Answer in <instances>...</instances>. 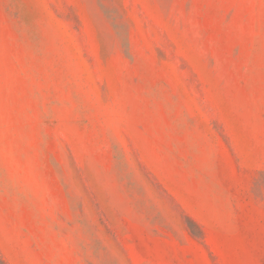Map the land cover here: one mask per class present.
<instances>
[{
  "label": "rangeland",
  "instance_id": "rangeland-1",
  "mask_svg": "<svg viewBox=\"0 0 264 264\" xmlns=\"http://www.w3.org/2000/svg\"><path fill=\"white\" fill-rule=\"evenodd\" d=\"M0 264H264V0H0Z\"/></svg>",
  "mask_w": 264,
  "mask_h": 264
}]
</instances>
